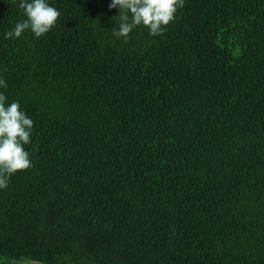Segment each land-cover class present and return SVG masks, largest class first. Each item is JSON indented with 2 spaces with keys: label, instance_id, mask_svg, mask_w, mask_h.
I'll return each instance as SVG.
<instances>
[{
  "label": "trees",
  "instance_id": "1",
  "mask_svg": "<svg viewBox=\"0 0 264 264\" xmlns=\"http://www.w3.org/2000/svg\"><path fill=\"white\" fill-rule=\"evenodd\" d=\"M19 2L0 93L33 166L0 189V264H264V0H185L127 39L111 0H47L49 32L5 38Z\"/></svg>",
  "mask_w": 264,
  "mask_h": 264
},
{
  "label": "clouds",
  "instance_id": "2",
  "mask_svg": "<svg viewBox=\"0 0 264 264\" xmlns=\"http://www.w3.org/2000/svg\"><path fill=\"white\" fill-rule=\"evenodd\" d=\"M184 2L111 0L108 8H118L120 19L118 30L114 28L113 35L127 39L137 26L147 27L150 36L162 35L166 26L176 19V13L184 6ZM18 7L26 18L6 32L5 38H19L27 30L39 38L56 25L61 15L47 0H20ZM0 87H8L3 78H0ZM6 101V95L0 93V189L8 187L12 175L33 166L30 153L25 149V145L31 143L33 120L26 115L18 101L10 104Z\"/></svg>",
  "mask_w": 264,
  "mask_h": 264
}]
</instances>
